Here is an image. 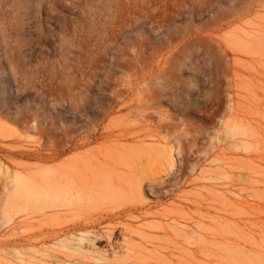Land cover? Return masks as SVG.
Wrapping results in <instances>:
<instances>
[{"label":"rangeland","instance_id":"1","mask_svg":"<svg viewBox=\"0 0 264 264\" xmlns=\"http://www.w3.org/2000/svg\"><path fill=\"white\" fill-rule=\"evenodd\" d=\"M98 152L142 194L50 207ZM114 262L264 264V0H0V264Z\"/></svg>","mask_w":264,"mask_h":264},{"label":"bare ground","instance_id":"2","mask_svg":"<svg viewBox=\"0 0 264 264\" xmlns=\"http://www.w3.org/2000/svg\"><path fill=\"white\" fill-rule=\"evenodd\" d=\"M168 155L173 157L172 153ZM103 156L105 157L103 152L76 156L73 160L48 171L46 179L49 186V206L55 208L70 205L83 211L98 203L121 202L128 196L129 191L142 194V181L137 183L133 177L126 179L125 172L120 168L122 166L117 165L119 161L116 162L113 157L116 162L113 163L103 159ZM168 164L171 167L175 165L174 157L169 159Z\"/></svg>","mask_w":264,"mask_h":264}]
</instances>
